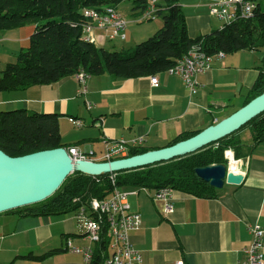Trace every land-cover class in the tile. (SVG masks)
Segmentation results:
<instances>
[{"label":"crops","instance_id":"0c3cea01","mask_svg":"<svg viewBox=\"0 0 264 264\" xmlns=\"http://www.w3.org/2000/svg\"><path fill=\"white\" fill-rule=\"evenodd\" d=\"M180 5L184 7L183 12L190 8L181 2ZM193 7L197 15L185 14L190 37L218 29L219 25L214 28L209 16L201 13L209 10L208 1H198ZM116 9L120 12L119 6ZM140 16L133 12L130 20L123 16L130 22L126 42L141 43L162 28L163 24L154 25L143 33L140 27L132 25L143 23L139 21ZM17 30L8 36H5L7 32L0 33V41L17 42L21 50L28 48L35 28L25 26ZM96 36L99 47L114 42L105 39L99 30ZM258 56L257 51H241L215 60L211 71L198 76L200 86L195 94L188 91L180 78L167 73L153 76L158 78L155 87L151 84L153 77L120 80L104 74L89 76L86 96L80 95V84L75 77L26 91L2 92L0 111L59 115L64 144L92 150L97 158L102 155L106 141L142 137L143 147L162 148L181 134L202 131L243 107L262 66ZM87 101L93 104L90 110ZM227 112L230 114L224 115ZM70 118L80 120L82 126L76 127ZM245 139L249 140L248 134ZM239 161L244 176L240 185H224L213 199L173 190L174 209L169 214L164 212V203L154 199L155 191L142 190L129 197L132 210L142 219L141 228L130 240L142 253L143 264H238L244 259L252 242L249 227L258 224L264 231V142ZM230 170L239 172V163L232 162ZM57 223L62 224L63 239L71 235L73 243H77L74 245L86 244L75 232V227L78 228L75 218L58 219ZM50 239L48 217L0 214V264H17V260L25 264L26 259L22 257L30 253L41 255L31 250L33 247H40L43 253L56 250L50 251Z\"/></svg>","mask_w":264,"mask_h":264},{"label":"trees","instance_id":"16d2710c","mask_svg":"<svg viewBox=\"0 0 264 264\" xmlns=\"http://www.w3.org/2000/svg\"><path fill=\"white\" fill-rule=\"evenodd\" d=\"M126 0H0V33L36 25L29 47L22 49L0 71V93L26 91L32 87L58 83L81 71L89 76L109 75L120 80L153 77L177 65L199 45L210 55H232L241 51L264 50V0L257 4L251 19H239L209 34L192 38L179 0H159L163 26L133 50L107 51L82 39V10L117 8ZM151 0H134L132 12L142 14ZM264 91V57L257 79L243 106ZM56 114H34L26 110L0 111V150L10 157L40 151L69 148L64 144ZM248 130L249 140L245 139ZM201 131L184 133L167 146L187 140ZM264 142V112L240 130L195 154L141 169L115 173L122 190L158 191L170 188L198 198L213 199L219 190L201 180L196 170L210 165H225V152L232 150L237 160L245 159L254 147ZM164 148V147H162ZM161 149V148H157ZM145 147L132 149L127 157L146 153ZM105 162V161H102ZM109 175L91 177L79 172L69 175L58 191L43 202L4 214L20 218L77 214L92 200H104L113 190ZM71 235H65V241ZM65 251V250H64ZM63 252L53 250L43 256L30 253L26 260L42 261ZM98 261V260H96Z\"/></svg>","mask_w":264,"mask_h":264},{"label":"built area","instance_id":"2783aa9c","mask_svg":"<svg viewBox=\"0 0 264 264\" xmlns=\"http://www.w3.org/2000/svg\"><path fill=\"white\" fill-rule=\"evenodd\" d=\"M209 1V13L222 22L223 28L226 24L234 22L242 17H254L257 4L246 0H239V5H232V0H206ZM150 14L140 16L139 21L147 22L156 20L162 8L159 2H150ZM85 22L82 24V39L99 46L96 31L104 34L105 39L115 41L126 40V29L128 21L119 12L117 14H99L89 16L82 10ZM226 55H207L204 58L183 60V65L177 68V78H180L191 94H195L200 86L198 76L211 71L215 60L223 59ZM80 84L81 96L88 94L87 80L82 76L76 79ZM152 86L158 85V78L151 79ZM90 110L93 104L86 102ZM76 127H81L82 122L78 119H69ZM144 138L132 140L106 141L102 155L97 158L95 152L84 151L78 147L67 148L68 155L75 162L78 160L109 162L126 158L132 149L144 146ZM225 158L230 164L238 162L231 150L225 152ZM112 193L104 200H92L88 205L82 207L76 214L77 225L81 229L82 238L86 244L76 246L73 239L65 241V250L81 257L80 264H143L142 253L132 244L130 237L138 231L142 225L141 215L132 210L129 197L137 195L142 190L125 191L116 186V175L111 174ZM173 190L164 188L154 193V199L164 203V212L169 214L173 211ZM252 242L245 251V257L238 264H264V231L260 225L249 227ZM98 260V261H96ZM176 264H184L178 262Z\"/></svg>","mask_w":264,"mask_h":264},{"label":"water","instance_id":"95a60500","mask_svg":"<svg viewBox=\"0 0 264 264\" xmlns=\"http://www.w3.org/2000/svg\"><path fill=\"white\" fill-rule=\"evenodd\" d=\"M264 112V91L230 116L197 135L172 146L109 162L73 161L66 148L40 151L10 157L0 150V214L37 204L53 196L66 178L74 172L100 177L145 168L195 154L203 148L240 130ZM230 170V163L210 165L196 170L197 176L216 189L224 185H240L244 176Z\"/></svg>","mask_w":264,"mask_h":264},{"label":"rangeland","instance_id":"374dc122","mask_svg":"<svg viewBox=\"0 0 264 264\" xmlns=\"http://www.w3.org/2000/svg\"><path fill=\"white\" fill-rule=\"evenodd\" d=\"M133 1L134 0H126L121 5H119L120 12L122 13L123 16L128 18V20L132 19ZM198 1L200 2L201 0H179V4L181 2V4L183 6H184V4L189 5L190 8H187L184 11V14L191 16V15L196 14V12L194 10L195 7H193V4H195ZM190 4H192V5H190ZM183 10H184V7H183ZM201 13L209 16V19H210L212 26L214 28H216L219 25V27H218V29H219L222 26V22L216 20V18L211 16L209 13V10H207V11L203 10V11H201ZM131 23H133V22H131ZM162 24H163V16L158 17V20H156V21H147V22L138 23V24L133 23L132 25H134L133 26L134 28L140 27L139 29H142L143 33H146L147 29L153 28L154 25H162ZM29 26H32L34 28L36 27V25H34V24H30L27 27H29ZM139 29H136V30H139ZM218 29L216 28V30H218ZM16 31H19V30L9 31L5 34V36H8V33H15ZM20 31H22V30H20ZM140 33H142V32H140ZM149 37H151V36H149ZM149 37H147L145 40H147ZM135 42H136L135 40H132V42H126L125 40L121 41L120 39H117L116 41L108 42V43L102 45L101 47L104 48L105 50L111 51V52L127 51V50H133L136 47V45L139 44V43H135ZM0 48H3V50L0 51V70H3L7 63L15 62L17 54H19V52L21 51V45H19L17 42H13L11 44V43H7V42L3 43L2 41H0ZM258 53H259L258 58L260 57L261 59H263L264 50H261ZM239 106H241V104H239ZM226 114L229 115L230 113L227 112L224 115H226ZM246 131L248 132V136L250 137L251 134L249 133L248 130H245V132ZM73 218H75V214L48 217V221H50V235H51L50 243H51V248H52V249H50V251L53 249H63V250L66 249L65 245H64L65 244L64 239H63L62 233H61L62 224L57 223V220L58 219L71 220ZM76 223H78L77 220H76ZM24 227H26V225H24ZM20 228H22V223H20ZM75 232L78 233L77 235H80L82 233V231H81V229H79V227L78 228L75 227ZM75 244H77V243H75ZM31 250H33L35 252H41V255H35V256H43L45 253L49 252V251L48 252L45 251V253H43L44 251H41L42 249L40 247H33ZM81 260L82 259L79 255L72 254L69 251L65 250V251L61 252L60 254H57V255L55 254L53 256L47 257L44 260L39 261V262L38 261H32V260H23V262H25V264H79L81 262ZM20 262H21V260L16 261L17 264H19Z\"/></svg>","mask_w":264,"mask_h":264},{"label":"bare ground","instance_id":"6f19581e","mask_svg":"<svg viewBox=\"0 0 264 264\" xmlns=\"http://www.w3.org/2000/svg\"><path fill=\"white\" fill-rule=\"evenodd\" d=\"M248 2H252L249 0H246ZM150 2H159V0H151ZM232 5H239V0H232ZM208 6H209V1H208ZM108 12V14H117L119 13V11L115 8L112 7H104L101 8L100 10L96 9V10H85V13L89 16H97L99 14H106ZM150 14V6H147L146 9H144L142 15H149ZM253 17H242V19L246 20V19H251ZM239 19H235V21H237ZM208 54H206L202 47L199 45H196L194 47H192V49H190V51L188 52V54L174 67L170 68L169 70H167L165 73H167L168 75L171 76H177V68H180L181 65H183V60L186 59H198V58H204L206 57ZM216 55H225L224 53L220 52L217 53ZM82 76L86 79L89 78V75L85 73V71H81L78 74L75 75L76 79H80L82 78ZM152 79H155V77H153Z\"/></svg>","mask_w":264,"mask_h":264}]
</instances>
